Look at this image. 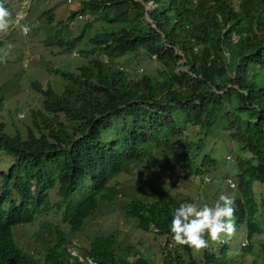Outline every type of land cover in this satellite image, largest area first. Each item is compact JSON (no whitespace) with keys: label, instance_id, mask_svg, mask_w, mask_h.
<instances>
[{"label":"trees","instance_id":"trees-1","mask_svg":"<svg viewBox=\"0 0 264 264\" xmlns=\"http://www.w3.org/2000/svg\"><path fill=\"white\" fill-rule=\"evenodd\" d=\"M148 2L155 4L146 11L154 27L144 29ZM82 8L96 9L103 21L120 27L91 34L89 46L77 49L82 61L54 71L59 92L31 83L42 97L35 132L28 130L20 140L0 137V264H80L67 258L65 246L73 241L61 227L55 242L40 243V255L20 247L15 228L40 224L43 215L65 205L64 213L71 211L66 231L76 233L99 204L118 195L113 178L132 161L148 160L170 174L179 168L212 172L215 160L207 154L198 158V141L220 124L237 148L250 154L237 157L236 222L244 223L248 236L262 233L251 217L264 199V189L258 200L252 190L253 181L264 185V0H81L70 16ZM46 22L54 17L47 15ZM81 36L57 40L60 52L71 51ZM141 54L154 57L155 73H129L125 61ZM181 66L187 71L178 72ZM3 99L0 92V113ZM86 183L89 193L72 208L64 197ZM49 190L59 200L51 201ZM160 195L149 203L132 197L123 208L126 218L167 235L174 209L189 199ZM30 237L37 241L38 230ZM168 240L158 264H195L190 248L167 246ZM121 248L106 234L90 238L84 252L95 264H150L137 252L128 258ZM215 252L204 250L196 264H228V257L220 260Z\"/></svg>","mask_w":264,"mask_h":264},{"label":"rangeland","instance_id":"rangeland-1","mask_svg":"<svg viewBox=\"0 0 264 264\" xmlns=\"http://www.w3.org/2000/svg\"><path fill=\"white\" fill-rule=\"evenodd\" d=\"M24 0H21V2ZM81 0H25V16L20 23H26L30 27V37L27 41L22 39L23 35L19 26H12L11 32L3 35L4 42L0 43V49L11 43L14 48L11 50L10 63L0 64V92L3 94V104L1 116L2 120L7 122L6 110L9 107V116L14 118H24L27 122L19 124L15 122L14 127L20 131L24 130L31 117L30 108L40 106V94L34 91L31 86L32 81H39L43 86H51L56 92L60 91V77L54 72L56 69L69 70L74 65L82 61L77 48L89 46L88 37L100 29L116 30L119 24L107 23L100 18L98 11H88L86 9L77 11L75 15L70 16V11L76 8ZM90 2L91 0H86ZM4 6L16 14L19 0H3ZM154 5L149 2L146 7L152 8ZM24 8V6H22ZM54 17V22L47 23L45 11ZM55 22H58L55 24ZM148 20L141 24L146 29ZM37 29V30H36ZM75 47L68 53H61L60 47L56 44L59 39H71L81 34ZM8 41V42H7ZM51 42V44H48ZM7 43V44H6ZM128 56H125L127 58ZM126 68L131 75L142 73H155L158 64L154 57L139 55L135 59L130 57L125 61ZM178 72L187 71V67H179ZM242 77V76H241ZM234 100V99H233ZM17 111V112H16ZM24 113V114H23ZM247 115L242 113L243 122L247 120ZM15 119V118H14ZM10 130L13 127L8 125ZM222 124L211 129V132L204 137L203 143L199 148V156L207 154L214 158L215 164L209 168L212 172L206 175L196 174L194 171L188 173L185 168L176 169L174 173H167L165 170L153 162L146 161L139 163L132 161L117 176L113 178L116 182L118 195L111 203L99 204L86 219L82 228L76 233H68L65 227V220L70 214V208L61 205L55 210L51 209L48 215H43L42 222L37 224L35 220L32 224H21L15 228V233L19 244L24 250L31 254L40 255L42 251L39 248L40 243L51 245L57 240L56 229L61 227L63 233L70 238L72 246H65V251L69 254L76 253V261L83 264L84 257L82 252L88 241L93 236L112 234L116 240L122 243L127 257H134L137 252L148 259L149 263L158 264L161 258V246L165 243V235L157 234L152 229L143 230L134 219L126 218L123 208L132 197H139L144 202L149 203L160 198L161 192H167L176 195L178 200L189 199L190 203H196L198 206L208 204L214 205L222 194L233 195L236 189V178L234 172L237 168V157L249 158L250 154L237 148L235 142L228 135L224 134ZM195 163V161H192ZM193 166V165H192ZM231 173V174H230ZM213 174H216L213 176ZM225 177H229L234 182V187L230 188ZM214 179L216 181H214ZM264 185L253 181L252 190L255 199H259L263 193ZM31 195L34 194V187L30 189ZM88 189L81 187L71 193L73 206L86 196ZM50 200L55 202L59 200L54 190H49ZM70 197H64L68 201ZM76 202V203H75ZM75 203V204H74ZM258 202V209L253 212L251 217L253 222L260 225L262 233L248 236L246 226L243 222L236 224L234 236L226 243L209 244L208 250L216 251L220 260L229 258L228 264H262L264 259V199L262 206ZM70 206V207H71ZM259 219V220H258ZM62 225V226H60ZM38 230V240H32L33 230ZM193 262L198 263L202 253H193L190 249ZM79 258L81 260H79Z\"/></svg>","mask_w":264,"mask_h":264},{"label":"clouds","instance_id":"clouds-1","mask_svg":"<svg viewBox=\"0 0 264 264\" xmlns=\"http://www.w3.org/2000/svg\"><path fill=\"white\" fill-rule=\"evenodd\" d=\"M19 2H21V0H19ZM148 3L146 4L143 3L144 9H145L144 21L145 19L148 20L147 25L154 27V24L152 23L151 19L148 17L146 13L148 9H151L149 7L148 8L146 7ZM152 4L155 6L154 3ZM22 6H24V8ZM24 9H25V0L17 5V8L15 10L16 14L13 15L12 11H10L9 8H6L4 6L3 0H0V43L4 42L3 35L7 34L8 32H11L13 30L11 27L16 26V25L19 26L20 28V31L23 35L22 39L24 40V43H25V40L27 41L30 37L33 36V35H30L29 33L30 27L28 26V24L19 22L24 19V16L26 13ZM46 11H48L47 13H45V15L47 16L49 15V10L47 9ZM72 12L73 10L70 11V13ZM13 48H14V45L9 43L4 48L0 49V64L10 63L9 57L11 54V50ZM175 49L177 53H179L177 48ZM225 55H227L226 52H225ZM60 85H61V80H60ZM31 86L34 88L35 92L40 94V99H41L40 106L38 108H30L27 110V111H30L31 117L29 119V123L25 125L23 131H20L19 129L14 127V125H15V122H18L19 124L26 123L27 122L26 114L24 118L22 119H20L19 117H15V116H14L15 118L14 119L9 116L10 109L8 107L6 110L7 122L2 120V116L0 114V123L2 125V128L0 129L1 138L3 134H6L9 136H12L13 139L16 138L20 140L19 135L24 136L28 130L33 131V132L36 131V123L38 122V114L36 113V111L42 110V103H41L42 97H41V93L36 89V86L32 84ZM240 93L244 94V91L240 90ZM2 104H3V101H2ZM8 125L10 127H13V129L10 130L8 128ZM0 157H4V154L1 150H0ZM7 159L8 160L5 163H8V161L12 160L11 157ZM16 159H19L18 152L16 154ZM227 179L231 180V182L233 183V186H230L228 184V182L226 181ZM225 181L230 188L234 187V182L231 178L225 177ZM33 184L34 185L31 187H34V191H35L34 181H33ZM87 186H88V183H86L85 188H87ZM81 187L83 186H80L78 188H81ZM88 193H89V190L87 194ZM69 197H70L69 200L73 201L71 195ZM235 221H236L235 196L233 195H226V194L220 195L219 199L212 206L208 204H203L202 206H198L196 203L184 202L174 209V212L172 214L171 223H170V231L168 232L167 235H165V240L166 238L169 237L167 246H171V244L174 243L177 246H187L193 251L194 254L202 253L204 250H206L209 247L210 242L214 244H221V243H226L228 239L232 238L236 232ZM149 225H150L149 230L152 229L154 232L157 231L156 228L152 226V224L149 223ZM66 252L68 254L67 256L68 259H70L71 257H76V253L74 251H72L71 254H69V251H66ZM31 255H35V253H31ZM82 256L84 257V261L82 262L83 264H95L85 254L84 250L82 252ZM79 260L81 259L79 258Z\"/></svg>","mask_w":264,"mask_h":264},{"label":"built area","instance_id":"built-area-1","mask_svg":"<svg viewBox=\"0 0 264 264\" xmlns=\"http://www.w3.org/2000/svg\"><path fill=\"white\" fill-rule=\"evenodd\" d=\"M226 181L228 182V184H229L230 186H233V183L231 182L230 179H227ZM170 243H171V241H170ZM169 245H170V244H169Z\"/></svg>","mask_w":264,"mask_h":264}]
</instances>
